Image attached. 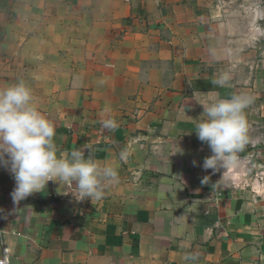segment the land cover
<instances>
[{
    "label": "crops",
    "instance_id": "crops-1",
    "mask_svg": "<svg viewBox=\"0 0 264 264\" xmlns=\"http://www.w3.org/2000/svg\"><path fill=\"white\" fill-rule=\"evenodd\" d=\"M20 80L57 154L88 148L119 179L99 200L52 181L14 204L0 174L11 264H264V0H0V88ZM240 93L248 143L204 169L202 104Z\"/></svg>",
    "mask_w": 264,
    "mask_h": 264
},
{
    "label": "clouds",
    "instance_id": "clouds-1",
    "mask_svg": "<svg viewBox=\"0 0 264 264\" xmlns=\"http://www.w3.org/2000/svg\"><path fill=\"white\" fill-rule=\"evenodd\" d=\"M229 80L230 76L224 73L211 83L223 87ZM252 103L250 94L240 93L229 98L217 96L212 102L202 104L204 110L195 133L212 153L204 158V169L215 172L237 163L238 153L248 143L245 109ZM101 125L109 130L118 127L111 117L103 119ZM55 136L54 124L39 110L25 81L0 88V165L8 168L15 181L11 192L14 204L42 191L49 180L72 186L75 182L80 200H99L107 186L118 182L117 167L101 165L88 148H84L89 150L87 158L80 148L58 155ZM128 155L122 151L120 160H126ZM184 259L195 264L198 257L186 254Z\"/></svg>",
    "mask_w": 264,
    "mask_h": 264
},
{
    "label": "built area",
    "instance_id": "built-area-1",
    "mask_svg": "<svg viewBox=\"0 0 264 264\" xmlns=\"http://www.w3.org/2000/svg\"><path fill=\"white\" fill-rule=\"evenodd\" d=\"M5 159H7L5 157ZM0 174L12 176L6 166L0 165ZM52 180H49L46 185L50 184ZM1 229H0V241H1ZM0 264H11L10 262V249L1 241V252H0Z\"/></svg>",
    "mask_w": 264,
    "mask_h": 264
}]
</instances>
